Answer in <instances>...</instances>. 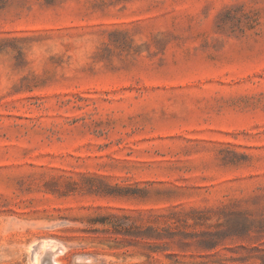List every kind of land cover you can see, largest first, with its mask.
<instances>
[{"label":"rangeland","instance_id":"374dc122","mask_svg":"<svg viewBox=\"0 0 264 264\" xmlns=\"http://www.w3.org/2000/svg\"><path fill=\"white\" fill-rule=\"evenodd\" d=\"M264 264V0H0V264Z\"/></svg>","mask_w":264,"mask_h":264},{"label":"water","instance_id":"95a60500","mask_svg":"<svg viewBox=\"0 0 264 264\" xmlns=\"http://www.w3.org/2000/svg\"><path fill=\"white\" fill-rule=\"evenodd\" d=\"M57 250H59V249H56L55 251L49 250V253H48L49 256H48L46 264H51L54 261V256H55Z\"/></svg>","mask_w":264,"mask_h":264}]
</instances>
